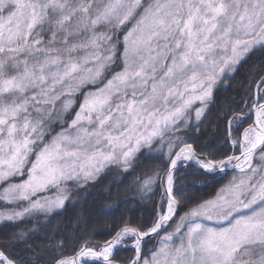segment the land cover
I'll return each mask as SVG.
<instances>
[{
    "label": "snow or ice",
    "instance_id": "snow-or-ice-1",
    "mask_svg": "<svg viewBox=\"0 0 264 264\" xmlns=\"http://www.w3.org/2000/svg\"><path fill=\"white\" fill-rule=\"evenodd\" d=\"M0 264H264V0H0Z\"/></svg>",
    "mask_w": 264,
    "mask_h": 264
},
{
    "label": "trees",
    "instance_id": "trees-1",
    "mask_svg": "<svg viewBox=\"0 0 264 264\" xmlns=\"http://www.w3.org/2000/svg\"><path fill=\"white\" fill-rule=\"evenodd\" d=\"M234 95V93H232ZM213 129L214 125H210L206 128L205 134L200 137L202 141L213 139ZM115 179V176H109L104 178L100 184L95 188L90 190V194L86 197V200H82L81 203L76 204L74 207H69L66 212L61 213L60 216L55 217V222L52 225H49L50 228L59 227L61 230L71 229L76 223L78 216L83 214L84 219L81 221V227L85 223L89 224V227H94L96 230L103 228L105 223L111 224L112 218L114 216H119L121 213L126 212L127 215L133 217H145L147 218L150 214V209L152 205V200H144L141 202L139 198L134 200H128L127 202H121L119 207L114 208L112 211H101V209L106 204L112 203L117 196L115 191L117 185H110L109 182ZM111 188L112 195L106 197L104 195L105 189ZM121 197L127 195L132 196L131 191L127 193L124 192L121 187V192L119 193ZM158 195L156 199H158ZM101 237L97 236L95 239H100ZM13 251L18 252L20 256L27 258L29 253L23 251L22 246L18 248H13ZM129 253L121 251L119 257L127 256ZM118 257V258H119Z\"/></svg>",
    "mask_w": 264,
    "mask_h": 264
}]
</instances>
